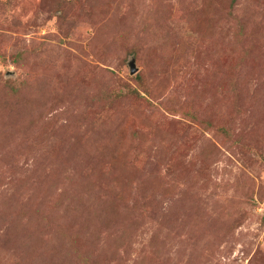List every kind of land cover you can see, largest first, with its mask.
Returning <instances> with one entry per match:
<instances>
[{"label":"rangeland","instance_id":"rangeland-1","mask_svg":"<svg viewBox=\"0 0 264 264\" xmlns=\"http://www.w3.org/2000/svg\"><path fill=\"white\" fill-rule=\"evenodd\" d=\"M0 264H264V0H0Z\"/></svg>","mask_w":264,"mask_h":264},{"label":"water","instance_id":"water-1","mask_svg":"<svg viewBox=\"0 0 264 264\" xmlns=\"http://www.w3.org/2000/svg\"><path fill=\"white\" fill-rule=\"evenodd\" d=\"M135 70H136V69H135L133 63H131V64H130V71H131V73H134Z\"/></svg>","mask_w":264,"mask_h":264}]
</instances>
